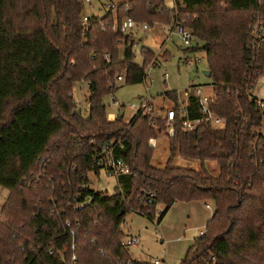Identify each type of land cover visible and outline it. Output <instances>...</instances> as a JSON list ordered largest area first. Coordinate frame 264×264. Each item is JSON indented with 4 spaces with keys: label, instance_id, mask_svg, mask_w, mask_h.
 Returning a JSON list of instances; mask_svg holds the SVG:
<instances>
[{
    "label": "trees",
    "instance_id": "trees-1",
    "mask_svg": "<svg viewBox=\"0 0 264 264\" xmlns=\"http://www.w3.org/2000/svg\"><path fill=\"white\" fill-rule=\"evenodd\" d=\"M174 1L168 8L165 0H123L116 13L83 26L84 0H0V186L9 190L0 264H119L132 258L122 245L127 213L142 210L154 220L162 205L161 223L175 203L192 201H211L214 212L180 264H264V135L256 132L264 111L253 95L264 74V41L255 37L264 0ZM125 17L192 29L197 46L188 51L205 52L211 108L227 120L224 129L187 131L183 120L200 116L199 97L191 93L181 116L178 92H166L176 118L164 167L153 164L149 146L165 129L162 118L140 110L130 122L123 112L108 119L104 97L118 89L111 87L116 77L126 72V84L143 83L159 59L143 46V63L135 62L132 36L112 29ZM82 81L89 83L86 116L71 95ZM112 140L121 141L116 153L131 173L118 178L113 194L83 188L100 171L94 149ZM177 155L199 160L201 171L177 166ZM144 192L154 193L152 204Z\"/></svg>",
    "mask_w": 264,
    "mask_h": 264
},
{
    "label": "rangeland",
    "instance_id": "rangeland-1",
    "mask_svg": "<svg viewBox=\"0 0 264 264\" xmlns=\"http://www.w3.org/2000/svg\"><path fill=\"white\" fill-rule=\"evenodd\" d=\"M121 2L123 0H115ZM168 8L175 7L174 0H165ZM96 10L87 7L90 13L103 14L105 10L98 11L99 2H94ZM150 32H138L136 40L139 43L135 48V62L143 63L140 48L143 46L151 48L159 56V66L150 68L145 81L140 84H126L120 82L118 89L104 97V103L109 112H119L118 107H113V97H115L124 107L122 112L126 121H131L139 112L142 102L150 99L153 104L152 110L173 108L171 99L166 96V92L175 90L178 93L179 101H186V94L193 86H203V91L208 96H213L212 81L204 71L207 70L206 54L203 51H188L181 40L176 35H170L171 26L155 22L151 25ZM165 44V46H163ZM202 45V43H200ZM167 50V51H166ZM165 52H168L165 57ZM170 53V54H169ZM187 61H189L187 63ZM89 95L88 85L77 82L74 87L75 101L83 115H88ZM134 105L135 108H131ZM151 114H153L151 112ZM166 131V126L157 137L160 142L159 148L155 150L153 164L157 167H164L168 158L169 139L162 134ZM200 165L199 160L195 161ZM174 164L193 167L188 162H179L174 158ZM209 165V164H208ZM178 166V165H177ZM214 174L218 172V165H211ZM201 171V169H199ZM118 186L117 178L108 174L102 169L100 174H89V187L95 192H108L113 194ZM9 195V190L0 186V212L2 206ZM206 204L212 206L207 208ZM162 205H157L154 209L155 219L140 214L137 211L127 213L122 230L127 237L135 236L138 244L130 246V255L139 264H151L155 259H163L168 264H180L184 259L187 250L193 244L194 239L201 236L202 229H206L208 220L214 212V204L211 201L177 202L169 210L161 223H158L159 210Z\"/></svg>",
    "mask_w": 264,
    "mask_h": 264
},
{
    "label": "built area",
    "instance_id": "built-area-1",
    "mask_svg": "<svg viewBox=\"0 0 264 264\" xmlns=\"http://www.w3.org/2000/svg\"><path fill=\"white\" fill-rule=\"evenodd\" d=\"M84 8L82 11V25L86 26L90 20L91 17H101L107 12H112L116 13L119 2H116L115 0H84ZM94 2H99L98 6V11L105 10V13L103 14H97V13H90L87 10V7H91L93 10H96V6L94 5ZM171 26V32L170 35H176L178 38L181 40V42L184 44V46L187 49L193 48L197 46V38L189 27H187L183 22L181 21H175L173 24L168 25ZM112 29L114 31H121L125 35H130L134 39V45L133 48L138 47V42L137 38L135 37L138 32H150L152 30V27L150 24L147 22H140L135 20L132 17H125L122 20H116L112 26ZM255 37L258 38L261 41H264V22L259 23L256 26L255 29ZM142 48V47H141ZM140 48V50H141ZM108 57V54H107ZM189 61H187L188 63ZM142 65V64H140ZM159 66V59L154 60L147 68H146V77L148 75L149 69L150 68H155ZM126 72L123 74H120L116 77L114 83L111 84V87H118L120 82H125L126 79ZM146 79V78H145ZM81 83H86L89 86V83L82 81ZM192 90L190 92H187L186 94V101L181 102L180 106V115H186L187 110L186 106L188 104V100L190 98L191 93H195L199 97V110H200V116L197 118H185L183 120V126L187 131H192L195 130L196 128L202 126V125H208L213 129H224L227 126V120L224 117H221L218 115L216 112H214L211 108V102L213 99V96H208L204 93L203 91V86H195L191 88ZM112 94V93H111ZM71 95L75 98L74 96V90L71 93ZM257 110L264 111V102L261 100H257ZM113 107H118L119 112H108V119L110 121H113L116 119L117 115L119 113H122V105L115 97H113V102H112ZM153 104L151 103L150 99L144 100L140 106V110H143L145 113L151 114L154 118H162L163 121L166 124V131L162 134L164 137H167L169 139L170 136H173L175 134V118H176V110L173 106L171 109H167L166 107H163L161 109H155L154 111L152 110ZM131 108H135L134 105H131ZM130 122V121H127ZM156 130L159 131V128L156 127ZM256 132L264 135V115L262 117L261 125L256 128ZM159 139L157 137H153L149 140V146L154 148L155 150L160 146ZM118 147H122L121 141H116L112 140L110 142H105L103 144H100L98 147L94 149V152L92 154V158L96 165L100 167V171L102 169L107 170L108 174L111 176H115L118 180V178L122 175H127L131 173V167L130 165L120 156L117 155L116 150ZM176 161H179L181 163L188 162L193 164V167L196 170H198L197 165H195V161L193 159H187L182 157L181 155L175 156ZM211 165L215 166L217 165L216 162L212 161ZM97 173L96 171H91L90 173H95L96 175L100 174ZM211 171L214 173V171L211 168ZM89 173V174H90ZM89 174L85 178L87 179L86 182H83L82 187L85 188L89 187ZM90 188V187H89ZM144 198L147 200L149 204L153 203L154 199V193H147L144 192ZM92 198L91 196H88L85 201H78L76 203L77 209H84L90 202ZM208 209H211L212 206L210 204H206ZM140 214H145L142 212V210L138 211ZM158 213H161V210L158 211ZM206 232V229H202L200 234L201 236L204 235ZM73 235V242H72V250L76 249L75 245V238H74V231L71 232ZM139 240L135 236L131 237H125L122 241V245L126 248L130 249V246H134L138 244ZM50 255H54V251L50 250ZM73 260H76V256H73ZM119 264H139L138 261L134 258H130L125 261H120ZM151 264H168L165 260L163 259H155Z\"/></svg>",
    "mask_w": 264,
    "mask_h": 264
},
{
    "label": "crops",
    "instance_id": "crops-1",
    "mask_svg": "<svg viewBox=\"0 0 264 264\" xmlns=\"http://www.w3.org/2000/svg\"><path fill=\"white\" fill-rule=\"evenodd\" d=\"M163 46H165V44ZM253 95L257 97L259 100L264 101V74L258 78L257 83L253 89ZM211 162L212 161L207 162V167L209 168V170H211ZM177 165H180V164H177ZM195 165H197L198 170H199L200 165H198V163L196 162H195Z\"/></svg>",
    "mask_w": 264,
    "mask_h": 264
},
{
    "label": "water",
    "instance_id": "water-1",
    "mask_svg": "<svg viewBox=\"0 0 264 264\" xmlns=\"http://www.w3.org/2000/svg\"><path fill=\"white\" fill-rule=\"evenodd\" d=\"M204 73L207 75V76H210V71H204ZM119 116L121 117L122 116V114L121 113H119Z\"/></svg>",
    "mask_w": 264,
    "mask_h": 264
}]
</instances>
